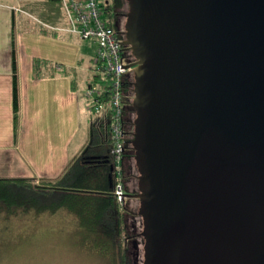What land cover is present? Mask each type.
<instances>
[{"label": "water", "instance_id": "1", "mask_svg": "<svg viewBox=\"0 0 264 264\" xmlns=\"http://www.w3.org/2000/svg\"><path fill=\"white\" fill-rule=\"evenodd\" d=\"M146 264H264V0H127Z\"/></svg>", "mask_w": 264, "mask_h": 264}, {"label": "crops", "instance_id": "2", "mask_svg": "<svg viewBox=\"0 0 264 264\" xmlns=\"http://www.w3.org/2000/svg\"><path fill=\"white\" fill-rule=\"evenodd\" d=\"M38 2L45 0H0V178L37 182L58 176L83 147L91 122L85 91L93 74L95 43L54 29L65 26L57 11L46 21L40 17L42 7L28 10ZM12 58L18 93L16 130ZM35 59L47 62L41 76L33 73ZM85 61L88 66L83 68ZM55 71L60 73L53 75ZM136 116L130 114L132 119Z\"/></svg>", "mask_w": 264, "mask_h": 264}, {"label": "trees", "instance_id": "3", "mask_svg": "<svg viewBox=\"0 0 264 264\" xmlns=\"http://www.w3.org/2000/svg\"><path fill=\"white\" fill-rule=\"evenodd\" d=\"M46 2H55L61 7L59 0H45L44 3ZM44 3H35L28 10L33 8L40 10ZM107 3L104 9L105 16L109 19L116 17L118 14L115 6H119L120 1L117 0L114 6H111L109 1ZM56 11L59 14L56 9L50 15ZM108 24L117 29L114 21H109ZM125 46L127 45L124 44L123 49ZM134 60L133 56L132 60L126 62L130 63ZM46 63L39 59L33 60L32 70L35 76L42 75ZM48 66L53 70L52 64ZM92 71L91 80L99 89L97 100L104 105L98 113L90 110L91 122L88 142L76 155L69 159L62 172L54 178L39 179L37 182L32 178H0V220L3 221L0 226H4V230H9L10 228L5 225L6 222L15 219L18 222L14 229L17 227L19 229L24 224L32 225L35 228L48 221L43 220L46 217L50 219L53 217L61 218L69 226L65 222L64 224L69 229L71 228L79 254L89 257L95 261V264H129L128 242L135 235L127 232L126 218L135 213L125 206V199L123 205H119L114 194L116 177L113 173L110 155L111 110L107 105L111 94L110 77L102 73H94L93 69ZM65 72L68 74L69 71ZM58 73L60 72L55 71L52 74ZM120 91L123 94V160L125 162L128 160L127 158L136 156V146L132 140L136 132L135 119L137 116L135 119L130 117L133 111L136 112L134 78L129 80L126 75H122ZM12 107L14 129L16 130L18 93L16 67L13 58ZM130 167V163L124 165L122 161L120 178L125 191L128 190L124 178L126 177V169L131 174ZM141 231L145 237L143 264H146L148 236L145 234L144 222Z\"/></svg>", "mask_w": 264, "mask_h": 264}, {"label": "rangeland", "instance_id": "4", "mask_svg": "<svg viewBox=\"0 0 264 264\" xmlns=\"http://www.w3.org/2000/svg\"><path fill=\"white\" fill-rule=\"evenodd\" d=\"M126 8L125 3V7L122 10L127 12ZM42 9L40 17L44 20H47L50 13L54 12L56 9L59 11V14L63 16L62 9L58 3L46 2L43 4ZM113 21L114 17H112V22ZM120 23L123 27V25L127 23V18L124 17ZM116 28L117 30L121 29L117 23ZM130 51L131 50L126 47H124L122 51L126 61L133 59V55ZM87 66V61H85L83 68H86ZM134 72L133 69H130L124 75H126V78L129 80H132L135 76ZM88 131L89 126L85 130V138L83 140L84 145L89 140ZM128 163H130L131 166V174L128 173V169H126V177L124 178V181L127 185V190L129 191L123 189L124 196L127 194H135L133 191L140 192L139 178L141 175L138 169L137 160L133 157L129 159ZM140 204L141 201L139 199L126 197L125 206L135 213L126 218L128 227L127 232L135 235V237L131 238L128 242L129 264H143L145 259V237L141 231L144 216L139 213ZM47 218L48 217L43 220L48 221H45L40 227L35 228L32 225L24 224L21 228L18 229L17 227L14 229L18 222L15 219L6 222L5 225L10 228L9 230H4V226H0V264H95V261H92L89 257L77 252L74 236L72 235L71 228L69 229L66 226L68 223L65 220L57 217L51 219ZM2 224L3 221L0 222V225Z\"/></svg>", "mask_w": 264, "mask_h": 264}, {"label": "built area", "instance_id": "5", "mask_svg": "<svg viewBox=\"0 0 264 264\" xmlns=\"http://www.w3.org/2000/svg\"><path fill=\"white\" fill-rule=\"evenodd\" d=\"M65 26L56 27V30H65L83 40H92L95 43L94 55L91 59L94 73H102L110 77V98L108 106L111 110L110 155L113 173L116 177L114 194L119 204H123V184L120 178L122 169L124 133L122 123V97L121 76L131 67L123 56L124 34L123 27L114 29L108 24L109 18L105 16L104 9L109 0H59ZM48 27V26H47ZM50 28V27H49ZM59 70L60 66L56 65ZM90 99V110L100 112L103 103L97 100L99 89L93 80H90L85 91Z\"/></svg>", "mask_w": 264, "mask_h": 264}, {"label": "flooded vegetation", "instance_id": "6", "mask_svg": "<svg viewBox=\"0 0 264 264\" xmlns=\"http://www.w3.org/2000/svg\"><path fill=\"white\" fill-rule=\"evenodd\" d=\"M120 1V5L119 6H115V9H116V13L118 14L116 17H114V22L115 23H117L118 25H120V22L124 19V17H128L127 15H128V13H129V3L126 1V0H119ZM109 2H110V5L111 6H114L115 4H116V2H117V0H109ZM125 3H126V9H127V12H124L122 9L125 7ZM124 6V7H123ZM123 7V8H122ZM123 26H126V24L125 25H123ZM114 28V27H113ZM117 30V29H116ZM123 30H125L124 29V27H123ZM127 49L129 48V46L127 45V46H125Z\"/></svg>", "mask_w": 264, "mask_h": 264}]
</instances>
